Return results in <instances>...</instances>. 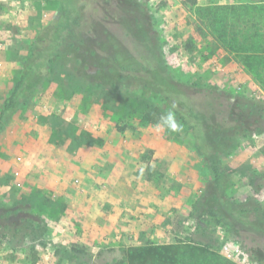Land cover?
<instances>
[{"label": "rangeland", "instance_id": "rangeland-1", "mask_svg": "<svg viewBox=\"0 0 264 264\" xmlns=\"http://www.w3.org/2000/svg\"><path fill=\"white\" fill-rule=\"evenodd\" d=\"M59 1L0 0V111ZM146 1L177 78L264 99V85L219 47L197 7ZM99 2L78 0L76 8L92 19L102 13L94 10ZM109 27L140 56L119 24ZM45 46L37 47L39 57ZM19 101L0 132V264H127L128 246L176 239H211L224 256L239 243L232 260L256 263L248 249L256 243L238 241L212 215L196 217L210 173L191 133L155 91L91 90L70 85L61 72L29 82ZM223 164L232 198L264 205V133L243 139Z\"/></svg>", "mask_w": 264, "mask_h": 264}, {"label": "trees", "instance_id": "trees-1", "mask_svg": "<svg viewBox=\"0 0 264 264\" xmlns=\"http://www.w3.org/2000/svg\"><path fill=\"white\" fill-rule=\"evenodd\" d=\"M77 1L60 0L59 14L39 31L15 88L3 102L0 132L17 111L22 89L36 78L42 82L64 72L70 85L91 90L117 86L152 89L182 129L191 133L209 170L210 179L195 204L196 217L202 222L201 218L212 215L238 241L256 243L257 247H248L250 257L255 264H264V205L253 197L234 200L229 193L230 174L223 164L243 139L264 133V99L177 78L165 60L146 0H100L94 10L102 13L92 19L83 6L76 8ZM183 2L197 7L219 47L241 59L264 85V0ZM112 23L122 27L140 56L111 30ZM42 45L47 49L39 57L37 47ZM35 73L39 75L33 78ZM34 222L41 223L37 218ZM125 255L127 264H240L220 253L211 239L147 242L128 246Z\"/></svg>", "mask_w": 264, "mask_h": 264}, {"label": "built area", "instance_id": "built-area-1", "mask_svg": "<svg viewBox=\"0 0 264 264\" xmlns=\"http://www.w3.org/2000/svg\"><path fill=\"white\" fill-rule=\"evenodd\" d=\"M235 248L226 247L225 249V256L229 259L234 258L236 255L241 253L239 243L236 244Z\"/></svg>", "mask_w": 264, "mask_h": 264}, {"label": "crops", "instance_id": "crops-1", "mask_svg": "<svg viewBox=\"0 0 264 264\" xmlns=\"http://www.w3.org/2000/svg\"><path fill=\"white\" fill-rule=\"evenodd\" d=\"M171 242H173V241H171ZM136 245H138V244H136Z\"/></svg>", "mask_w": 264, "mask_h": 264}]
</instances>
